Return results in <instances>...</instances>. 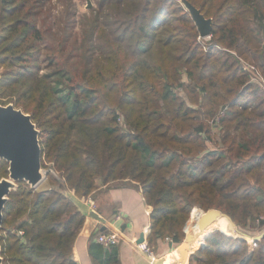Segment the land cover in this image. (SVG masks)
Masks as SVG:
<instances>
[{"label": "trees", "instance_id": "16d2710c", "mask_svg": "<svg viewBox=\"0 0 264 264\" xmlns=\"http://www.w3.org/2000/svg\"><path fill=\"white\" fill-rule=\"evenodd\" d=\"M53 1L0 0V103L32 115L42 164L59 173L48 172L52 187L12 189L4 262L78 264L86 215L64 188L89 197L121 179L152 205L153 249L203 230L189 264H264V237L202 229L197 209L264 228V88L244 63L264 75V0H188L213 19L206 44L182 0H94L85 14L73 0L56 13ZM8 168L0 159V179ZM101 232L94 264H121Z\"/></svg>", "mask_w": 264, "mask_h": 264}, {"label": "crops", "instance_id": "0c3cea01", "mask_svg": "<svg viewBox=\"0 0 264 264\" xmlns=\"http://www.w3.org/2000/svg\"><path fill=\"white\" fill-rule=\"evenodd\" d=\"M46 180L48 181L46 188L52 187L48 177ZM64 191L86 215L85 222L74 242V257L78 264H94L89 246L94 233L99 231L119 230L121 232L117 242L121 264H156L153 259L158 260L161 257H164L166 264L174 262L182 264L187 252L201 247V244L198 246L196 243L199 239L202 241L203 230L195 232L191 240H185V249L174 243L171 246L170 240L159 241L158 248L153 249V259L135 247L134 242L140 234L145 232L148 235L151 230L152 205L147 203L141 188L133 182L112 181L93 191L89 197L80 196L74 189L68 187L64 188ZM90 200L94 201L93 206ZM209 225L211 226V223ZM217 225L220 223L216 222L211 227ZM103 226L106 227L105 230H102Z\"/></svg>", "mask_w": 264, "mask_h": 264}, {"label": "water", "instance_id": "95a60500", "mask_svg": "<svg viewBox=\"0 0 264 264\" xmlns=\"http://www.w3.org/2000/svg\"><path fill=\"white\" fill-rule=\"evenodd\" d=\"M182 1L186 8L190 11L197 28H199L200 36H210L213 30V19L206 17L202 10L194 6L190 1ZM92 6V0H88V8ZM225 108L226 105L223 106V109ZM40 134L41 130L37 123L33 120V117L30 113H27L22 108L15 106V104L12 102L8 104L0 103V159H5L9 162V175L0 179V236L3 225L4 209L10 198L12 189L17 188L19 181L22 180H26L33 188H37L48 175V171L45 170L42 164L43 153ZM221 214L227 216L230 221L235 226H237L230 214L222 209L217 208H210L204 211V214L200 220L201 226L206 227ZM102 220L104 221L105 219ZM105 228L106 227L103 226L102 230H105ZM237 233L239 236L245 239H252L254 241L264 237V231L252 236L240 226H237ZM147 237L148 235L145 232H142L137 238L136 242L142 243L146 241ZM186 239H189L188 234L185 236V240ZM184 241L177 246L185 249L186 246ZM170 245H173V241L171 240ZM202 245L204 246V243ZM203 246L198 249H202ZM195 251L196 250L187 252V255L184 259L185 261L182 264H187L191 254ZM148 257L152 259L154 258L150 254ZM153 260L156 262V264H166L164 257L158 258V260H155L154 258ZM0 264H6L2 255L1 244ZM167 264L180 263L174 262Z\"/></svg>", "mask_w": 264, "mask_h": 264}, {"label": "rangeland", "instance_id": "374dc122", "mask_svg": "<svg viewBox=\"0 0 264 264\" xmlns=\"http://www.w3.org/2000/svg\"><path fill=\"white\" fill-rule=\"evenodd\" d=\"M74 1V3H76L77 5H78V8H79V11H80V13H82V14H85V13H87L88 12V10H89V8H88V0H73ZM71 4L72 5V0H65V2L64 1H62V0H54L53 2H52V4H53V10H54V12H56V13H58L60 10H62V9H64L65 10V4ZM92 3L94 4V0H92ZM49 4V3H48ZM47 6H50V4L49 5H47ZM184 6H185V4H184ZM186 7V6H185ZM209 39L208 38H204L202 41H203V43L204 44H206V42L208 41ZM7 66L8 65H0V77L2 76V73L6 70V68H7ZM49 70V69H48ZM45 71H47V70H44L43 72H45ZM182 92V91H181ZM41 130V129H40ZM216 144H215V142H212L209 146H210V148H213L214 146H215ZM48 165H50V163L48 162ZM45 168V170H48V169H50V170H54V172H51L50 171V173H52L54 176H56V177H58L59 178V173L55 170V169H53L52 167H51V165H50V167H44ZM46 179H47V177H46ZM46 179H44L40 184H39V186H40V189H38L39 188V186L37 187V190H41V189H43V188H46V186H47V183H48V181L46 180ZM120 181H121V179H120ZM197 208H199V207H197ZM201 209V208H200ZM203 210H205V209H203ZM204 213H202V215H203ZM201 216V215H200ZM201 218H202V216L201 217H199V221L201 220ZM216 222H218V224L220 223V225H217V227L219 226V227H225L226 228V230L230 233V235L231 236H234V238H237L239 235H238V233H237V230L233 227V226H231L228 222H227V220L225 219V218H223V217H221V218H216L213 222H211V226H213L214 225V223H216ZM255 225H257V224H255ZM210 225H207L206 227H202L201 226V224H200V227L202 228V229H204V228H209V227H211ZM216 227V226H215ZM241 227V226H240ZM242 228V227H241ZM242 229H244V228H242ZM216 230H219V231H223V229H216ZM247 233H249L250 235H252V236H255V235H257L258 233H261V232H263L264 231V228H262V229H260V228H258V227H252V226H250V227H248V229H244ZM187 230H186V234H187ZM225 232V231H224ZM228 234V233H227ZM185 240V239H184ZM183 240V241H184ZM247 240H249V241H251L252 239H247ZM203 243H204V241H203ZM201 246H202V244H201ZM199 249H197L196 251H198Z\"/></svg>", "mask_w": 264, "mask_h": 264}, {"label": "built area", "instance_id": "2783aa9c", "mask_svg": "<svg viewBox=\"0 0 264 264\" xmlns=\"http://www.w3.org/2000/svg\"><path fill=\"white\" fill-rule=\"evenodd\" d=\"M210 36H208L207 38H210ZM244 63H246V68L252 73L251 76V81H257L263 88H264V75L261 71V69L259 68V66L256 63H247L244 61ZM225 109H221L220 112H218V114L214 117L212 122L218 123L221 120V116L224 114ZM46 171H51L54 172V170H46ZM90 204L93 206L94 205V201L90 200L89 201ZM20 233H23V231L21 230ZM121 237V232L119 230H112L110 232H101L97 235V240L102 242L104 245H110L113 244L115 242H118L119 239ZM135 247H137L139 250H141L144 253H147L148 255H152L153 254V248L148 245L147 239L146 241L142 242V243H137L136 241L134 242Z\"/></svg>", "mask_w": 264, "mask_h": 264}, {"label": "bare ground", "instance_id": "6f19581e", "mask_svg": "<svg viewBox=\"0 0 264 264\" xmlns=\"http://www.w3.org/2000/svg\"><path fill=\"white\" fill-rule=\"evenodd\" d=\"M197 209H198L199 214L202 216V213H204L205 210L200 209V208H197ZM201 216H200V217H201ZM221 217L225 218V219L227 220V222L237 230V226H235V225L230 221V219H229L227 216H225V215H223V214H221V215L218 216V218H221ZM200 244H202V241H200V239H199V241H197L196 245L200 246Z\"/></svg>", "mask_w": 264, "mask_h": 264}]
</instances>
